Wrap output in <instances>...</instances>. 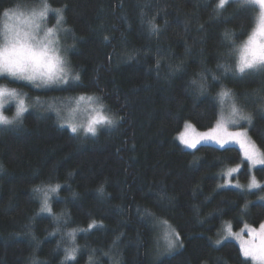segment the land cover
Masks as SVG:
<instances>
[{"label": "trees", "instance_id": "1", "mask_svg": "<svg viewBox=\"0 0 264 264\" xmlns=\"http://www.w3.org/2000/svg\"><path fill=\"white\" fill-rule=\"evenodd\" d=\"M42 1L0 0V30L5 9ZM47 3L64 8L69 44H75L68 61L80 81L39 93L8 79H0V85L33 97L102 96L119 123L95 137H77L52 115L29 113L21 126L0 128V264H61L65 234L87 230L92 221L102 226L77 235L78 264H88L93 250V264H252L233 241L215 246L226 226L240 232L245 225L259 229L264 224L257 193L219 187L225 182L222 173L238 166L236 179L249 181L241 151L212 145L186 151L176 136L189 126L200 132L215 126L213 97L223 83L252 114L248 136L264 153V73L234 78L229 72L211 79V73L223 72L218 63L234 67V57L220 55L231 50L225 32L241 44L258 10L246 12L234 0L220 16L213 13L215 0ZM148 20L161 29L158 35L149 31ZM170 64H182L183 70L170 73ZM202 71L206 95L191 85ZM262 169L255 170L259 182H264ZM42 183L62 186L52 201L59 221L40 212V197L32 189ZM101 184L103 195L97 192ZM161 193L167 198L161 200ZM144 209L167 218L183 246L158 258V231Z\"/></svg>", "mask_w": 264, "mask_h": 264}, {"label": "snow or ice", "instance_id": "2", "mask_svg": "<svg viewBox=\"0 0 264 264\" xmlns=\"http://www.w3.org/2000/svg\"><path fill=\"white\" fill-rule=\"evenodd\" d=\"M240 4V6L249 13H257L254 16V26L241 44L237 45L233 40V33L225 32V41L231 45V50L228 53H220V55H227L234 57V67L226 63H218L217 68L223 69L220 75L211 73V79L213 81L221 80L222 76H226L229 72L232 73L235 78L237 74L243 77L251 75L252 73H264V0H234ZM226 5H229V0H215V8L213 13L215 16L222 15V10L226 9ZM49 13H55V25L56 27H47V19ZM4 18L3 30L0 32V76H8L16 80L28 81L32 83L33 87H49V86H66L70 83H76L80 81L79 72L72 75L70 70L66 67L67 61L65 55H62L58 47H53L59 43L57 31L68 32L70 29L62 27L65 21L64 8H52L47 0L43 3L41 9L37 11L33 8L30 12H22L20 6L16 8H8L2 12ZM144 13L141 12V17ZM44 22L43 25L41 22ZM143 23V20H142ZM149 25V31L152 34L158 35L161 29L157 26L154 20L147 21ZM43 32V35H41ZM105 42L109 41L108 36L103 37ZM71 47H75L73 44ZM133 55H129V59H133ZM161 68L160 58L156 61L157 74ZM170 73H175L183 70L182 64L169 65ZM211 72V70H206ZM200 79H193L191 85L195 86V91L198 95H206L208 88V79L203 74V71L199 74ZM39 81V83H37ZM25 94L18 92L15 88H9L6 85H0V109H2L10 101H14L16 105L15 115L9 119L6 115L0 111V125H13L22 123L23 115L28 111L29 105L25 103ZM76 103L89 102L99 105V109L95 110L96 114L87 121L86 124H75L71 121H65L61 117V109L55 108L50 105L49 109L55 111L58 121L61 122L60 126L67 127L77 137L83 134L85 137H95L102 128H112L117 126L119 121L114 116L105 112L107 107L104 98L102 96H88L81 94L75 98ZM214 103L217 105V120L215 126L207 132L197 135L195 138L186 139L181 137V142L186 148L196 149L197 145L201 142L214 141L220 146L225 148V145L229 143H237L243 150L244 160L248 161L252 167L260 164L264 165V153L260 152L255 144L248 138L246 131H230L229 125H238L242 121H246L250 126L252 122V114L245 111L243 105L239 103V97L236 93L221 83L220 91L213 97ZM110 112V110H109ZM122 119V118H120ZM2 170V165H0ZM264 170V169H262ZM240 171V167L228 169L226 173H222V176L226 178V182L219 185L220 188L232 187L235 189H242V185L232 183V176L234 173ZM62 186L56 184L55 186L37 185L32 189V192L37 197L41 198V213H47L49 216H53L56 221L60 220V217L53 215L52 207L49 203L51 197L49 193H58ZM248 189L261 188L264 190L254 177L251 178L248 184ZM97 192L101 195L104 194V186L101 184ZM75 193L73 196L75 197ZM167 196L164 193L160 194V199L164 200ZM264 200V197H261ZM246 207V206H245ZM138 211H140L138 209ZM143 214L150 219L155 230L161 232L160 239L163 240V251H160L159 241L157 242V257L169 253L177 247H182V241L180 233L176 231L174 227L169 223L167 218L155 215L149 209H144ZM203 223V221H201ZM92 221L88 225L87 230L101 227ZM249 226L245 225L247 230ZM59 229H57L58 231ZM85 229H73L66 233L70 242L69 247L64 248V258L61 264H70V262H77V254L80 251L79 246L75 243L76 235L80 231H87ZM227 235L223 239H217L215 246H221L232 235L231 227L226 229ZM251 232L260 235L262 241L259 245L242 247V256L247 260L251 259L254 264H264V224H261L259 229L252 228ZM55 235V233H50ZM115 243V242H114ZM60 245H57L59 248ZM93 253L88 257V264H93ZM33 264H37L33 260Z\"/></svg>", "mask_w": 264, "mask_h": 264}, {"label": "rangeland", "instance_id": "3", "mask_svg": "<svg viewBox=\"0 0 264 264\" xmlns=\"http://www.w3.org/2000/svg\"><path fill=\"white\" fill-rule=\"evenodd\" d=\"M43 3H44V1H42L40 4H38L36 6L24 7V8H21L20 10L22 12H30L33 8H35L37 11H39L41 9ZM257 10L259 11V9H257ZM4 22L5 21L3 19L0 32H2V30H3ZM41 23L43 25L44 22L42 21ZM46 26L47 27H56V25H55V13H49L48 14V19H47V25ZM62 27L66 28L65 27V21L63 22ZM41 35H43V32H41ZM69 35L70 34L68 32H63V31H59L58 30L57 31V36L59 38V43L57 45H53V47H58L60 49V52H61L62 55H65V53H66V55H65V58H66V61H67L66 67L70 70V73L72 75H74L73 69L71 68V66L69 64V61H68L69 51H70V48H71V46L69 44ZM0 42H2V38H0ZM252 74H259V73H252ZM237 76H239V74H237ZM0 79H8L9 81L16 82V83H19V84H23V85L29 87L30 89H32V91L34 90V92L36 91L38 93L39 92H48V91H59V90L61 91V90H65V88L69 87L70 85H74V84L78 83V82L70 83L69 85H66V86H55V85H53V86H49V87L35 88V87H33L32 83H30L28 81L16 80V79H13V78L8 77V76H0ZM37 83H39V81H37ZM17 91L25 94V96H24L25 103L29 105L28 111L25 112L24 115H23V119L29 113H34L36 115H41V116L52 115L55 118V120L58 122V124L60 125L61 122L58 121L56 112L55 111H51L49 109V106L52 105L55 108L61 109V117H62L63 120L71 121V122L79 125V124H86L87 121L89 119H91L96 114L95 110L99 109V105L96 104V103L80 102L79 104H77L75 98L78 97V96H71V95L62 96L61 95V96L49 97V98H47V96L46 97H42V96H34L33 97V96H30L27 92H25V91H23L21 89L17 90ZM0 111H2L4 115H6L9 119H11L15 115V111H16L15 102L14 101H10L2 109H0ZM104 111L107 112L106 109ZM108 114H110V113H108ZM114 118H116V117L114 116ZM116 119L118 120V118H116ZM22 122H23V120H22ZM21 125H22V123L13 124V125H7V126L0 125V128L9 129V128H15V127H18V126H21ZM117 126H118V124H117ZM117 126L112 127V128H102L98 132L97 135H99L102 131L113 130ZM248 127H249V125L247 124V122L246 121H242L238 125H229V130L230 131H236V130L246 131L247 132V136H248V131H247ZM63 128H66V129H68L70 131V129L67 127V125H65V127H63ZM204 132H207V131H204ZM204 132H200V131L196 130L195 128L191 127V126L186 127L180 134H178L176 136V142L186 151H194L197 148H199L201 146H205V145H212V146L220 148V146L218 144H216L214 141L201 142L200 144L197 145L196 149L186 148L185 145L181 142V137L182 136L184 138H186V139H192V138H195L197 135L202 134ZM81 135L84 136L83 134H81ZM248 138H249V136H248ZM226 147H236V148H238L241 151L242 156H243V150L241 149L239 144H237V143H229V144L225 145V148ZM256 148L258 149L257 146H256ZM243 159H244V156H243ZM245 162L248 164V167H249V172H250L249 181L247 183H241L240 181H238L236 179V176L238 174V172H237V173L233 174L231 180H232L233 184L238 182L240 185H242L243 186L242 189H235V188H232V187H226V188L235 189V190L243 191V192L257 193L258 194L257 202H260V203L264 204V200L261 199V197H264V190H262L261 188L248 189V187H247L248 184L250 183V180H251L252 177L255 178L257 183H259L262 187H264V182H259L256 179V177H255V170L263 168L264 165L257 164V165H255V167H252L249 164L248 161H245ZM225 182H226V178H225ZM225 182H223V183H225ZM49 195L51 197L49 203H50V205L52 207V201H53V198L56 195V193H49ZM39 199H40V203H41L42 202L41 198H39ZM52 212H53V208H52ZM41 214L45 215V216H48V217H53V216H49L47 213H41ZM53 215H54V213H53ZM228 227L229 226L224 227L223 233L221 235V239H223V237L225 235H227L226 229ZM231 231H232V235L229 237L228 241L235 242L240 247V250H241L242 247L259 245L261 243V241H262V237L260 235H257L255 233L251 232L250 228H248L246 230L245 226L243 227V229L240 232L239 231L238 232H234L232 229H231ZM79 233L80 232H78L77 235ZM77 235H76V237H77ZM160 236H161V232L158 231L157 232V236H156L157 237V242L159 241L160 249H161V251H163V240L160 239ZM66 237H67V235H66ZM66 241H67L66 242V247H69L70 246V242H69L68 238H66ZM179 248L180 247H177L176 249L172 250L171 252L165 253V255L172 254V253L176 252L177 249H179ZM248 260L251 261L252 264H254V262L251 259H248ZM70 263H75V262H70Z\"/></svg>", "mask_w": 264, "mask_h": 264}]
</instances>
